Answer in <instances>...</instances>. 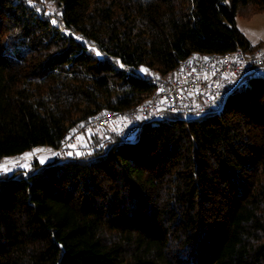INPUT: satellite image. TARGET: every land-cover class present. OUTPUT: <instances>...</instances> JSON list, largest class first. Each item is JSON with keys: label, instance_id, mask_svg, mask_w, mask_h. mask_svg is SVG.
I'll list each match as a JSON object with an SVG mask.
<instances>
[{"label": "trees", "instance_id": "16d2710c", "mask_svg": "<svg viewBox=\"0 0 264 264\" xmlns=\"http://www.w3.org/2000/svg\"><path fill=\"white\" fill-rule=\"evenodd\" d=\"M57 1L61 15L14 16V55L0 28V163L141 106L185 59L264 48L237 25L264 0ZM79 139L0 175V264H264L263 73L200 118Z\"/></svg>", "mask_w": 264, "mask_h": 264}, {"label": "built area", "instance_id": "2783aa9c", "mask_svg": "<svg viewBox=\"0 0 264 264\" xmlns=\"http://www.w3.org/2000/svg\"><path fill=\"white\" fill-rule=\"evenodd\" d=\"M264 74V48L246 53L240 49L223 54H209L188 58L181 62L178 75L170 81L151 76L155 90L149 100L129 110L95 115L75 134L65 137L56 150V158L63 160L71 154L85 131L112 130L123 136L144 122L163 119V113H183L189 119L200 118L224 106L232 92L246 77Z\"/></svg>", "mask_w": 264, "mask_h": 264}, {"label": "rangeland", "instance_id": "374dc122", "mask_svg": "<svg viewBox=\"0 0 264 264\" xmlns=\"http://www.w3.org/2000/svg\"><path fill=\"white\" fill-rule=\"evenodd\" d=\"M5 6L6 25L0 26V28L3 33L2 42L4 44V54L6 56L7 54L14 55L16 53V49H14V39L17 29L14 23V16H18L22 13H30L37 7L43 8L46 17L61 15L57 0H40L39 2H35L34 0H6ZM51 22L53 24L54 19H51ZM237 25L252 45H257L264 41V11L253 16L252 18H245L241 15H238ZM80 147H83V143L78 141V144L76 145L77 151L80 149ZM55 157V153L51 152L50 150L37 148L32 152L27 153L23 158L2 161L0 163V175H11L14 172L20 170L25 173H29L32 171L35 161H39L41 164H46Z\"/></svg>", "mask_w": 264, "mask_h": 264}]
</instances>
